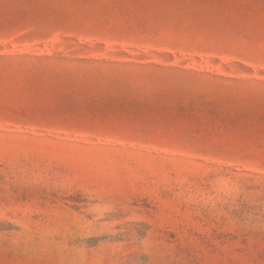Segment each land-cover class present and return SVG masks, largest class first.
<instances>
[{
  "label": "rangeland",
  "instance_id": "obj_1",
  "mask_svg": "<svg viewBox=\"0 0 264 264\" xmlns=\"http://www.w3.org/2000/svg\"><path fill=\"white\" fill-rule=\"evenodd\" d=\"M0 264H264V0H0Z\"/></svg>",
  "mask_w": 264,
  "mask_h": 264
}]
</instances>
